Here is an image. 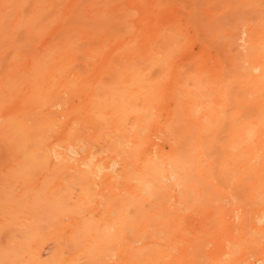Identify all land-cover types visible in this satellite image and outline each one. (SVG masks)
<instances>
[{"label": "bare ground", "instance_id": "1", "mask_svg": "<svg viewBox=\"0 0 264 264\" xmlns=\"http://www.w3.org/2000/svg\"><path fill=\"white\" fill-rule=\"evenodd\" d=\"M113 1L114 0H0V113H3V109H6L7 106L19 104V108L10 111L4 116L5 124L2 132H0V217L3 226L1 228L6 229L7 232H5V235L10 239V243L8 239L6 240L7 243H9L8 245L5 244V246L0 244V262L7 264H68L64 258V256H66L64 254L66 253L62 250H59L56 254L53 251L50 252L54 254L49 255L51 258H48V255V259L44 257L46 251L43 252L42 250V244L39 242L41 235L36 226H38V223L41 224V222H45V224L49 222L50 225L54 224V226H61L63 220L68 218L67 216H79L80 214L79 217H84L85 215L81 216L83 212H81L82 204H87L88 200H90L89 195L95 185H97V178L100 180L102 177V181H109L113 189L112 214L107 217V220L105 219V223L100 225L94 224L95 222L93 223L92 219L89 221L88 218L87 221L84 220L85 222H81V226L77 227L80 229V232H78V229L75 227L78 233L76 232L74 234L77 235L76 238L83 242L78 240L79 242L77 243L75 241L77 239L74 236L73 238L75 239H71V241L74 240L72 244L77 243L79 245L82 242L87 244L88 247L85 245L87 248L90 250L94 249L95 251L98 245L101 246L103 243L109 244V246H112V250L126 254V259L124 260L125 264H229L228 260L235 254L241 250L252 247L254 250H261V256L251 264H264V202H261L263 199L260 197L261 194L264 193L263 174H258L256 180L257 187H254L255 189L251 194V199L248 198L251 201V208L250 210L247 209V213H249V215H247V218H249L247 219L249 228H246L249 230L241 231L243 230V226L245 227V222L243 220L240 225H242V223L244 224L242 226L239 225V229L241 228L240 231L238 230L239 232L234 229L235 226L228 220L225 219V223L222 221L223 218H220V220L222 219L221 221L219 219V221L217 220L215 232L222 239L220 245L222 247V252H217V254L208 253V249H205L207 247L206 241L211 237L209 231L211 229L208 228V224L203 223V227L206 226V228L199 232H192L190 235L187 229L176 219L181 210L177 204H180L182 207L186 206V210L188 209V211L195 209L192 208V204V207H189L190 202L193 200V193L197 192L195 186L201 188V195L198 203L194 207L197 205L200 207V205H202L206 209L208 208L216 211L217 217L222 215H218L221 206L216 204L217 200L215 201V195L213 196L215 191L219 188L214 181L218 180L219 185H222L220 183L227 185L230 180L224 178L225 175L228 176V174H226L225 171H221L222 169L220 170L221 172L218 171L219 168L217 169L211 160L213 156L216 160V156L214 154L212 155L211 151L214 149L215 145L218 144L217 141L215 142V139H218L221 130L216 131L214 124L212 125L210 122H207L206 117L214 112L215 122H218L222 118L221 112H227L228 107L231 109L230 106L234 105L236 107L234 109H237L238 103H241L239 102L240 97H242L243 100H247L249 94L258 93L260 95L264 92L263 45H258L257 47V52L262 58V62L260 63H252L250 62L251 60H249L251 65L250 63L247 66L244 65V68L247 67L244 69L243 65L240 66L238 61L229 60L227 62L225 60V62L222 60L223 64L227 63L224 65V67H226H222L221 71H219L216 76L212 74L209 75L202 70L191 75L185 74V76L183 75V70H181L179 74L182 73V79L177 74V76L173 78L170 88L168 87V82L171 81L172 77L170 75V73H172L171 64L175 61L182 47V30L176 23L169 24V26L159 34L161 45H159L158 51H155V49L154 52H151L148 58L141 62L145 63L144 65L132 63V65H129L125 70L120 69V71H118L120 75L117 74L115 79H113V73L115 72V70L113 71L114 66H112V68L109 67L108 73L111 75V78L96 79L91 83H87L84 88L80 87V79L77 82L65 83L64 90L68 95H71V100L78 97V104L73 105L66 116L76 117L79 120H81L83 116H88L98 124L100 123L101 126L104 125L102 127L109 126L113 133L116 134L117 142L114 144L115 146L112 144L105 146L107 143L104 144L105 140L103 139L101 140L103 143H101L99 139L100 134L98 137H91L89 135L88 138L85 139L83 136H87L88 133L84 135L83 132L78 131V138L82 140L85 139L88 143L85 142L89 144L87 147H89V150L92 147V150L82 159L78 160H76L74 156L71 158L68 156V158L66 157L67 154L66 156L63 155L61 160L62 163H60L61 166L55 163L52 156L53 152L51 153L47 150L44 131L42 126H39L42 122L36 123L34 122L35 120L30 122L29 119H27V107L40 106L46 103L48 93L46 92L45 86H43V82L47 77L54 74L53 65L55 62L58 61L59 64L63 62L61 64H64V61L68 58L67 56L70 55H67V49L76 45L78 42H82L84 44L87 43L89 47H93V53L97 50H99V52H106V50L113 49V41L122 43V40L135 33L136 29L134 24L138 12L136 11L135 13L134 10L113 11ZM124 1L120 0L119 4L124 3ZM140 1L141 0H139V2ZM191 1L159 0V3L162 2V5L158 2L156 5H159L157 8H161L162 6L171 7L179 4L181 8L184 7V10H186L188 6L191 8V5H194ZM206 2H208V0L203 1V3ZM67 5L69 7L66 8V14H61L60 7ZM197 6L198 4H196L193 9V12H196L195 14L197 15L193 13L194 15L188 16L189 23H198L197 19L200 14L198 12L201 7ZM196 8H199L198 11ZM187 10L190 11L189 9ZM54 18L56 26L61 30V36H58L57 44L50 49L40 52H36L38 49H35V53L31 54L33 48H36L34 42H38V40H36L38 39V34L52 27V19ZM81 46L74 48L78 49L79 47L81 48ZM125 46L126 43L124 48ZM128 46L127 44L126 48H128ZM30 48H32V51H30ZM118 51L120 53V51H123V48L121 47V50L118 49ZM253 51H256V46ZM25 54L30 56L28 59L29 68L26 73L22 72V74H18L20 67L15 65V61L18 58L26 57ZM115 54H117V52ZM251 54H249L250 58ZM94 57L91 58L94 59ZM97 57H99V55ZM88 63L90 64V62ZM192 67L193 65L191 64V68ZM60 69L64 70V66ZM183 69L186 73L185 67ZM121 71H124V73H121ZM190 71L191 69L188 73ZM24 73L26 75H23ZM108 73L106 75H109ZM61 74L64 73L62 72ZM115 74L116 73H114V76ZM167 91L173 100V106L166 110L167 116L164 121V128L167 131L166 133H168L167 136L170 135L172 138L173 135V138L171 139L169 150L165 151L163 149H158L153 151L150 148L146 131L150 126H154L158 122L159 113L162 110L161 103ZM66 104L69 103L67 102ZM255 105L257 104L255 103ZM43 106H41V108ZM238 107L240 108V105ZM244 107L246 108V106ZM261 108L262 107H260L259 110H261ZM38 110L39 112L41 111L40 109ZM253 110L252 108V111ZM250 116L248 115L247 118H250ZM231 117L232 121L233 119L237 121V117L233 115ZM244 120L246 119L244 118ZM232 121L230 122L231 124H233ZM248 124L252 126L248 127L249 125H246L247 128L244 134L240 138H234L232 140L231 150L234 149L233 153L236 155H239L244 144H250L253 141V131L255 130L251 127H254V129L256 127L249 122ZM215 127H217V129L219 128L218 125ZM82 128L81 130H83ZM215 131L218 137L215 136V139H210L209 136L211 135L212 137ZM169 132L171 134H169ZM75 138H77V136ZM102 144L103 146H101ZM127 144L130 146H126ZM6 145L8 148L10 146L12 150H16V152L17 150L22 151L23 158L31 168L51 169L57 175L58 172L64 171L68 178L62 179L63 182L67 180V182H71L69 179H73V177H69V174H76L77 176H74V179L78 181L77 185L80 184L86 195L80 197L79 200L78 196L77 199L72 196L73 194L71 195L70 191L74 189V185L72 186L73 183L71 185L68 184L71 186V189L66 187L67 193H62V188H65V185L62 186V184H59L57 187H54L52 182L47 180L35 182L31 177L28 178L22 175L20 176L23 178H19L18 173L20 172L11 164V162L13 163L15 160L13 157L11 158L12 155L9 153L10 148L7 149V147H5ZM32 145L34 148L30 149ZM94 146L96 149L101 148V153L109 152L113 154V152L116 151L106 150L107 147L113 146L114 149L115 147L119 149L122 148L125 151L122 152L128 154V156L121 154L123 158L125 157V160L123 161L121 170H119L120 172L117 171L119 173H116L113 171L115 174H118V176L107 173L108 171L104 168L106 166L103 167L97 165V163V166L95 165L92 160L93 156L100 151L97 150L98 152L96 151L93 153ZM125 147H127L128 150ZM103 149L106 151H102ZM119 149L117 152L118 157ZM76 153L77 152H75V154ZM54 154L56 153L54 152ZM96 157L94 156V158ZM127 157L128 160H126ZM58 161L61 162L60 159ZM91 164L92 166H90ZM16 165L18 166L19 164ZM119 165L121 166V164ZM118 168L120 169V167ZM44 170L43 172H45ZM234 170V173L236 172L239 175L238 171L240 169L236 168ZM32 171L27 173L30 174ZM231 171H233V169ZM8 175L10 176L8 177ZM238 178H240V176H238ZM247 178H249V176L246 177V179ZM18 180H23L24 182ZM75 180L74 182L77 183ZM233 180L235 179L233 178L232 181ZM248 180L249 179L245 180V182L247 183ZM235 182L237 183L238 181ZM16 183L20 184V187L32 188L33 192L30 195H28V193L11 195V193H13L11 190L15 189L13 187L16 186ZM198 183L200 184L199 186H197ZM243 188H246V186H243ZM78 192L79 191H77V193ZM197 196H199V193ZM173 198L174 201H176L167 204L169 199L172 200ZM195 198L196 197H194V200ZM248 199H246V201ZM178 201L180 203H178ZM202 206L200 208H202ZM247 206H249V204H247ZM83 209L84 208H82V210ZM251 209H254L255 212L250 213ZM214 218H216L215 215ZM26 219H31L33 222L36 220L38 223H36V226L32 229L36 221L34 223L32 222L33 224L30 229L25 227L29 232L25 230L24 233H22L23 231H20V226L24 224L23 222ZM211 220L213 219L211 218ZM207 221L206 223H208ZM78 222L80 221L78 220ZM238 223L237 221V225ZM45 227L48 229L49 225L48 227L45 225ZM153 227L158 228L159 231L160 228L165 230L169 236L177 233L182 235L186 241V244L180 249L181 252H183V256L179 257V259H175V261L173 260L174 262H170L168 260H171L169 257L173 253L172 250L175 248V245H170L171 248L168 246L171 249L170 251L166 248H161L162 246L159 247V245L158 247L153 245L156 249H153V247H151V249L150 246L144 245L145 243L143 240L145 238L148 239L149 237H153V235L156 236L159 232L158 230H155L157 232L151 231ZM38 228H40V225ZM5 229H0V234L2 232V237L4 236L6 239L5 235H3ZM41 229L44 228H40V230ZM19 232L23 234L22 239L18 237ZM41 232H44V230L40 231V233ZM167 234H165L164 237H166ZM157 236H159V234ZM131 240H133L134 243ZM139 241H143V245L138 246L137 243H139ZM1 243H3V241ZM12 243H15L16 246H9L10 244L14 245ZM77 244L76 246H78ZM207 244H209V242H207ZM65 246H67V244ZM72 249L74 251V248H71V250ZM45 250L49 251V249ZM146 251L148 252L147 254H145ZM171 251L172 253H170ZM247 251L249 252V250ZM166 257H168V260H166ZM226 257H229V259L226 260Z\"/></svg>", "mask_w": 264, "mask_h": 264}, {"label": "rangeland", "instance_id": "2", "mask_svg": "<svg viewBox=\"0 0 264 264\" xmlns=\"http://www.w3.org/2000/svg\"><path fill=\"white\" fill-rule=\"evenodd\" d=\"M141 1L139 2V0H125L124 3H121V4H119L120 0H118V1L114 0L113 1V11L134 10L135 13H136V11L138 12L137 17L135 19V24H134L136 30H135V33L133 35L126 37L124 40H122L123 41L122 43L113 41V49L106 50V52L101 51L102 53L99 52V50L94 51V53H93V50H92L93 47H89V45L87 43L84 44L82 42H78L76 45L71 46V48L67 49V51H68L67 55H69V54L70 55L67 56L68 58H66V61H64V64H61L63 62H60V64L58 63V61L55 62L53 65L54 74L47 77L43 82V86H45L46 92L48 93L46 103L41 104L40 106H29L26 109V114H27L26 117H27V119H29L30 122H33L34 120H35L34 122H36V123H39L40 121L42 122V123H40L41 125H39V126L40 127L42 126V129L44 131V137H45V141H46L47 150L51 153L53 152L52 156L54 158V161L59 166H61L60 163H62L61 160H62L63 155L66 156V154H67L66 157L70 156V158L74 156L76 158V160H78V159H82L84 156H86L88 154V152L90 150H92V147L89 150V147H87V145L89 146V144H87L88 142L85 140L88 138L89 135L91 137L92 136L98 137L100 134V137H99L100 141L103 139V140H105L104 144L107 143V145H105V146H109L110 144L115 146L114 144H116V142H117V137L115 136L116 134L113 133V131L111 130V128L109 126L105 125L106 127H102L104 125L101 126L100 123L98 124L96 121L92 120L88 116H83V118L81 120H79L76 117L66 116L68 111L71 110L72 106L78 104V97H75V98H73V100H71V98H72L71 95H68V93L64 90V84L67 82H77L80 79V82H79L80 87L84 88L87 83H91L92 81H94L96 79L111 78V75L108 73V70L110 68H112V66H114L113 71L115 70L114 73H116L115 76L113 73V79H115L116 75L119 74L118 71H120V69L125 70L129 65L131 66L132 63H137V64L140 63V65H144L145 63H141V62L143 60H145L146 58H148V55L151 52H154L155 49H156L155 51H158L159 45H161L159 34H160V32H162V30L166 29V27L169 26V24H175L176 23L179 26V28L182 30L181 31V33H182V39H181L182 47H181V50L179 51V53L177 54L175 61L172 62V64H171L172 73H170V75L172 77H171V81L168 82V87H170V88L172 85L173 78L175 76H177V74L182 79V76L185 74L191 75V74H193L199 70H202V71H205L209 75L212 74V75L216 76L219 73V71H221L222 67L223 68L226 67V66L224 67V65L227 63L223 64L222 60H224V61L226 60L227 62L229 60L238 61L240 63L239 64L240 66L243 65V68H244V65L247 66L250 62H252V63L253 62H259V63L262 62V58H261L260 54L257 52V49H258L257 47H258V45L264 46V0H247V1L246 0H242V1H240V0H215V1L210 0L209 1L208 0V2H206V3H203L204 0H200V3H199V0H192V1L189 0L192 2V4L194 3V5H191L192 9L189 8L190 6L187 7V9H189V10L191 9L190 11H188L187 9H186L187 11L184 10V7L181 8V5H179V4L173 5L171 7H164V6L161 7L162 2L159 3V0H141ZM117 2H118V4H117ZM157 2L159 4H161L160 5L161 8H157V6H159V5H156ZM256 2H258V3H256ZM195 3L198 4L199 7H201L199 12H198L200 14L198 15V19H197L198 23H200V24H198L197 22L195 24L192 22L189 23L188 16L194 15L196 13V12H193L194 11L193 9L196 6ZM192 6H194V7H192ZM258 6H260V7H258ZM68 7H69L68 5L67 6H61L60 7L61 14L65 15L66 11H67L66 8H68ZM198 9L196 8L197 11H198ZM195 15H197V14H195ZM201 15H202V17H201ZM52 20H53L52 27H49L48 29L42 31V33L38 34V37H37L38 39H36V40H38V42H36V43L34 42L36 48H33V51H32V48H30L31 50L29 49L30 51H32L31 54L35 53V49H38V50H36V52H40L42 50L50 49L55 44H57L56 42L58 40V36L59 37L61 36V30L58 28V26H56L55 18ZM53 42H54V44H53ZM125 43H126V46H127V44L129 45L128 48H126V46L124 48ZM81 45H83V46H81ZM78 46H81V48L80 47L78 49L74 48V47H78ZM255 46H256V51H253V50H255ZM72 47H73V49H72ZM121 47L123 48V51H125V52L120 51V53H119L118 49L121 50ZM252 51L255 53H253ZM116 52H117V54H115ZM251 53H253V54H251ZM83 54H84V56H83ZM249 54H251V58H250ZM98 55H99V57H97ZM25 56L26 57L18 58L15 61V65L20 67V71L18 74H20V73L22 74V72L26 73V71L29 68L28 59L30 58V56L29 55L27 56L26 54H25ZM91 57L92 58L94 57V59H92ZM232 58H233V60H232ZM116 59L118 60V63H117ZM259 59H260V61H259ZM91 60L94 62H92ZM119 60H120V62H119ZM249 60H251V61L249 62ZM242 61L244 64L242 63ZM88 62H90V64ZM191 64L193 65V67L194 66L195 67L191 68ZM119 65H121V66H119ZM250 65H251V63H250ZM62 66H64V70L60 69ZM184 67H185L186 73L183 69ZM179 68H181V69H179ZM245 68H247V67H245ZM190 69H191V71L188 73V71ZM181 70H183L182 71L183 75H181L182 73L179 74L181 72ZM62 72L64 74H61ZM25 73L23 75H26ZM107 73L109 75H106ZM121 73H124V71L123 72L121 71ZM183 78H185V77H183ZM65 79H67V80H65ZM257 94H254V93L249 94L247 96V100H243L242 97H240L239 102H241V103H238V106L240 105V108L237 106V109H234V108H236L234 105H233L234 107L230 106L231 109H229V107H228V109H227L228 113L226 111L225 112L223 111L224 113L221 112L222 118L218 122H215V113L214 112H212L209 116L206 117L207 122H210L212 125L214 124V128L216 131L221 130L219 132L221 134L220 135L218 134L219 137L217 136L216 131L212 135V137H211V135L209 136L210 139L211 138L215 139L216 138L215 136L218 137V139L216 138L217 140L215 139V142L217 141V143H218L215 145L216 149L213 146L215 150L213 149L211 151L212 155L214 154L216 156V160H215L214 156L211 158V160L214 163V165L217 167V169L219 168L218 171H220L222 169L221 171H225L226 174H228L229 177L227 175H225L224 178L230 180L229 181L230 184L228 183L229 185L228 184L226 185L223 183H220L222 185H219L218 180L214 181L218 185L219 188L217 189V191H215L213 196L215 195L214 196L215 201L217 200L216 204L221 206V209H220L221 213L218 212V215L219 214L220 215L222 214V215L220 217L219 216L217 217L216 211L210 210L208 208L206 209L202 205H200V207L202 206V208L198 207L199 205L196 206L197 208L194 207L198 203L199 197L201 195V193H200L201 188L196 187V186H195V188L197 189V192L193 193L194 194L193 200H194V197H196V198L194 201L193 200L191 201L194 203L190 202L189 207L193 206L192 208H195L197 211L195 209L194 210L189 209L191 211H188V209L186 210V206H184L183 204L182 205L184 207H182L180 204L179 205L177 204V206H179L180 209L182 211L183 210L184 211L182 212L180 210L182 213L179 211V213L177 215L178 217L176 219L180 222V224L185 229H187V231L189 232L190 235L192 232H194V233L199 232L202 229L206 228V226L203 227V223L208 224V226H209L208 228L211 229V230H209L211 233V235H210L211 237H209V239L206 241L207 247L205 248L206 250L208 249L207 250L208 253L217 254V252H219V253L222 252V247L220 246L222 239L215 232V229H216L215 224H216L218 219L220 220V218H223V220L221 219L223 222L226 219L229 222L233 223V225L235 226L234 229L237 231L241 230V228L239 229V225L241 224V222L243 220L245 222V224L242 223V225L244 224L245 227L243 226V230H241V231H248L249 230V229L247 230V228H246V227H248L247 219H249V218H247V215H249V213H247V211L250 210V208H251V201L249 199H251V194L254 192L253 191L255 189L254 187H257L256 180L258 178V174L264 175V173H263L264 172V126H263L264 125V107H263L264 104H261V103H264L263 102L264 101V92H262L260 95L259 94L257 95ZM67 102L69 104H66ZM254 102L257 105H255ZM47 104H48V106H47ZM41 106H43V107L41 108ZM171 106H173V100L170 97L169 92L167 91L166 94L164 95L162 103H161L162 110L159 113L158 122L154 126L153 125L150 126L148 128V130L146 131V133L148 135V139H149L150 148L153 151H156L158 149H163L165 151L169 150L168 148L170 147L171 139L173 138V135H172V138L170 137V135L167 136L168 133H166L167 131L164 128V121H165V118L167 116L166 110ZM244 106H246V108ZM35 107L40 109L42 112L41 111L39 112V110L36 109ZM260 107H262L261 108V110L263 109L262 111L259 110ZM16 108H19V104H12L10 106H7L6 109H3V111H4L3 113H0V119H1L0 120V132H2L4 124H5L4 116ZM232 108H233V110H232ZM238 108H239V110H238ZM252 108L254 109L253 111H252ZM236 112H238V113H236ZM46 113H49L50 115L46 114ZM232 115L234 117H237L236 118L237 121L235 119H233V121H232V117H231ZM248 115L249 116L252 115V116H250V118H247ZM223 117H224V120H223ZM244 118L246 120H244ZM2 119H3V121H2ZM38 119H39V121H38ZM226 119H227V121H226ZM238 119H240V120H238ZM231 121L233 124L230 123ZM248 122L253 124V126L256 127L255 129H254V127H251V128H253V130H255V131H253L254 132L253 141L250 144H244L243 147L241 148V152L239 153V155H236L233 153L234 149L231 150L232 140L234 138H240L244 134V131L247 128L246 125H249L248 127L252 126V125L248 124ZM217 125L220 129L219 128L217 129V127H215ZM82 126H83V128H82ZM74 127H75V130H74ZM81 128L86 132L81 130ZM78 131L83 132L84 135H87V133H88V135L83 136L85 139L82 140L80 138L81 139L80 140L78 138V136H79ZM169 134H171V133L169 132ZM76 136H77V138H75ZM219 138H220V140H219ZM167 141H168V143H167ZM101 143H103V141H101ZM225 143H226V146H225ZM101 146H103V144ZM113 146L112 147L110 146L111 147L110 150H109L110 147L106 148V150L108 149L107 151H111V150L116 151V152H113V154L109 153V152H107V153L103 152V153H105V154H103L100 151L101 148L96 149V147L94 146L95 148L93 147L94 151H92V152L95 153L97 150L100 152L97 151L98 153H96L95 155L93 154L95 157L96 156L97 157L94 158V156L92 155L93 156L92 160L94 161L95 165L97 163V165H101L103 167L106 166L104 168H105V170L108 171L107 173L113 174L114 176H118V174H115V172L116 173L120 172L119 170H121L123 161L125 160L124 159L125 157L123 158L121 154H123V155L125 154V156L126 155L128 156V154L124 153L125 151L122 148L119 149V148L115 147V149H114ZM126 146H130V145L127 144ZM5 147H7V149L10 148V146L8 148L7 145ZM223 147L225 148V150ZM33 148H34V146L32 145V147L30 149H33ZM125 148L127 149V147H125ZM118 149H119V157H118V153H117ZM106 150L103 149L102 151H106ZM120 150H121V152H120ZM122 151H124V152H122ZM54 152L56 154H54ZM75 152H77V153L75 154ZM224 152H225V154H224ZM9 153L12 155L11 158L13 157V159L16 162L13 159H11V160L14 161L16 164H19L17 166L14 162L13 163L11 162V164L20 172V173H18L19 178H21L22 176H25L28 178L31 177V179H33L35 182H42L44 180H47V181L52 182L54 187H57L59 184H62V186L65 185V188L69 187L70 189H71L70 185L73 183L72 186L74 185V189L76 191L74 189H71L72 192L70 191V193H71V195L73 194L72 196H74L76 199L78 196V200H79L80 197L86 195L85 191L80 186V184L77 185L78 181L74 179V176H77L76 174L70 173L69 174L70 176L69 175L68 176L73 177V179L75 181H77V183L74 182L73 179H69V181L71 180V182H67L68 180L63 182L62 179L67 177V175H66V173H64V171H61V172L56 171V172H58V175H57L51 169L44 170L42 168L37 169L36 167L31 168V166H29L27 164L26 160L23 158L22 151L17 150V152H16V150H12L10 148ZM59 155H61V156H59ZM240 155H242V156H240ZM58 157H59L61 162L58 161L59 160ZM90 159H91V156H90ZM112 160H115V161H112ZM126 160H128V157L126 158ZM221 161H222V163H221ZM117 162H118V165H117ZM114 164H116V165H114ZM119 164H121V166ZM112 165L115 167H113ZM223 165L224 166L226 165L225 166L226 168ZM90 166H92V164ZM215 166H214V168H215ZM118 167H120V169ZM236 168L240 169L238 171L239 175L236 172H235L236 174L234 173V171H235L234 169H236ZM232 169H233V171H231ZM25 170H26V173L30 172L32 170L33 171L30 174L29 173L26 174ZM43 170L45 172H43ZM113 171H115V172H113ZM117 171H119V172H117ZM251 174H252V176H251ZM20 175H22V176H20ZM32 175H33V177H32ZM237 175L240 176V178H238ZM9 176L10 175H8V177ZM248 176H249V178H247V179H249L251 181L248 180L246 183L245 180H247L246 177H248ZM233 178L235 180L232 181ZM97 180H98V182L96 183L97 185H95V187H94L95 190L93 189L90 192V195H89L90 200H88L87 204H82L83 205L82 208H84L85 210L84 209L82 210V208H81V212L83 211L81 216L85 215L84 217H79L80 214H79V216H76V215L67 216L68 218L64 219L66 221L63 220V224H61V226L60 225L54 226V224L50 225L49 222L46 224H45V222H41V224H42L41 225L36 220H34V222L36 221L34 223L31 219H26L23 222L24 224L22 223L23 225L20 226L22 229V230L20 229V231L21 232L23 231L22 233H24L25 230L27 231L28 228L30 229L33 223H34V225L32 226V229L36 226V223H38V226L40 225V228H44V229L40 230V228H38V226H36L39 234L41 235L39 242L42 244V248H43L42 250H43V252L46 251V253H45L46 255H44L45 258H47V255H48V258H51V256H49V255H51V254L54 255L53 253H50L52 251L56 254L59 250H62L63 252L66 253V254H64V255H66V256H64V258L66 259L68 264H125L124 263V260L126 259L125 253L123 254V252L114 251V250H112L113 248L111 245L109 246V244H105V243L101 244V246L98 245V247L96 248V251L94 249L90 250L89 248H87L88 247L87 244L82 243L83 241L76 238L77 235L74 234L77 232V229H78V232H80V229L77 227H80L81 224L83 222H85L84 220L87 221L89 219V221H91V219H92L93 223L95 222L94 224L100 225V224L105 223V221L107 220V217H109V215L112 214L111 210L113 207V204H112L113 203V189L111 188L110 182L109 181H102V177L100 178V180L97 178ZM18 181L24 182L23 180H18ZM235 181H238V182L236 183ZM68 184H70V185H68ZM19 185L20 184L16 183V186L13 187L15 189L11 190V192H13V193H11V195H20V194H24V193H28V195H30L33 192L32 188H24V186L20 187ZM199 185L200 184L198 183L197 186H199ZM237 186H239L240 188ZM243 186H246V188H243ZM63 188H62L61 192L67 193V188L66 189L65 188L63 189ZM70 189H68V190H70ZM196 189H195V191H196ZM74 191L76 192V196H75ZM77 191H79V192L77 193ZM244 191L245 192L247 191V192L245 193ZM217 192H218V194H217ZM176 193H178V192H176ZM198 193H199V196H197ZM243 195H245L246 197ZM242 196H243V198H242ZM260 197L263 199V200H261V202L262 201L264 202V193H262ZM196 199H198V200H196ZM246 199H248V200L246 201ZM169 201H170V203H169ZM169 201L167 202V204H171L172 202L174 203L176 200L174 201V198H173L172 200L169 199ZM178 203H180V202L178 201ZM191 204H192V206H191ZM247 204H249V206H247ZM222 206L225 208H223ZM222 209H224L225 211ZM254 212H255L254 209H251L250 213H254ZM201 213H202V215H201ZM214 215L217 219L214 218ZM211 218L213 220H211ZM78 220L80 222H78ZM100 220H102V221H100ZM206 221L208 223H206ZM237 221L239 222L238 225H237ZM219 223H221V222H219ZM224 223H222V224H224ZM45 225H47V227L49 225V227H48L49 230L45 227ZM212 225H213V227H212ZM242 225H240V226H242ZM41 226H43V227H41ZM1 227H3V226L1 224V217H0V229H5V228H1ZM25 227L26 228L28 227V228L26 229ZM151 229L150 230L153 232L155 230L159 231V229L156 227L155 228L153 227ZM42 230H44V232L40 233V231H42ZM160 231L156 234V236L153 235V237H149L148 239L145 238L143 240L145 243L144 245H147L148 247L150 246V248L153 247V249H156V248H154V246L158 247V245H159V247L162 246L161 248H166L168 251L171 250L170 245L171 246L175 245V248L172 250L173 253L171 251L170 253H172V254L170 255V257L168 256L169 258H171L172 261L170 259L168 260V257H166V260H168L170 262H174L175 259H177V258L179 259V257L183 256V252H181L180 249L186 244V241L183 238V236L178 234V233L175 235L169 236L165 232V230L160 228ZM237 231H236V233H237ZM5 232H7L6 229L3 233V235H5ZM21 232L18 233V237L22 239L23 234ZM27 232H29V231H27ZM155 232H157V231H155ZM1 234H2V232H1ZM158 234H159V236H157ZM165 234H167L166 237H164ZM71 235H72V237H71ZM74 236L77 239V240H75L77 243L79 241H82L80 243L81 245L80 244L78 245L77 243L76 244L78 246H76V244H74V243L72 244V242H74V240L71 241V239H75V238H73ZM78 236H79V234H78ZM5 237H6V235H5ZM4 239H5L4 236L2 237V235H1L0 236V240H1L0 244L1 245H5V244L8 245L10 243V241H9L10 239L8 237H6L5 240ZM7 239H8L9 243H7V241H6ZM21 239H18V240H21ZM2 241H3V243H1ZM131 241L133 242V240H131ZM184 241H185V243H184ZM62 242H64V243H62ZM140 242L141 241H139V243H137L138 246L143 245V243L142 242L140 243ZM207 242H209V244H207ZM61 243H62V245H61ZM12 244H14V245L10 244L9 246H16L15 243H12ZM66 244H67V246H65ZM50 248H51V250H50ZM71 248H74V251H73V249L71 250ZM45 249H49V251L45 250ZM87 249H88V251H87ZM97 249H99V250H97ZM175 249H176V251H175ZM247 250H249V252ZM250 251H252V252H250ZM99 253H100V255H99ZM147 253L148 252L146 251L145 254H147ZM260 256H261V250H254L252 247H250L249 249L241 250L240 252L235 254L230 259H229V257H226V260L229 259L228 260L229 264H243V263L244 264L245 263L251 264ZM44 257H43V260H44ZM99 258H101V259H99ZM45 261H46V259H45ZM76 261H77V263H76ZM0 264H7V263H1L0 262Z\"/></svg>", "mask_w": 264, "mask_h": 264}]
</instances>
